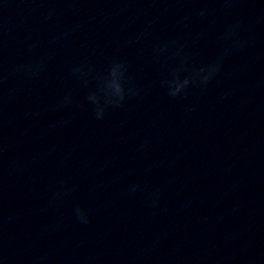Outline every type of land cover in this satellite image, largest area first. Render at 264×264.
Returning <instances> with one entry per match:
<instances>
[{
	"label": "clouds",
	"instance_id": "9594fccd",
	"mask_svg": "<svg viewBox=\"0 0 264 264\" xmlns=\"http://www.w3.org/2000/svg\"><path fill=\"white\" fill-rule=\"evenodd\" d=\"M203 15V12L201 13ZM239 27V25L233 26L228 32L224 34L223 39L225 40H233L235 43L236 41L234 40L235 34H236V29ZM226 54V53H225ZM222 59V58H221ZM220 64L221 60H217L209 65H207L204 68L199 69L198 71L194 72L193 78H185L183 81H181L178 77L175 78L173 81L170 82L171 84V90L169 92V95L171 96H178L181 92L185 91L187 87L189 86L190 83L198 81L199 83L203 85H207L212 79L215 78L216 75L219 74L220 72ZM17 71H20L22 69H16ZM23 70L27 72H32V67L31 66H26ZM108 91L110 94H115L119 96L120 100H123V87L121 83L113 79L108 85H107ZM90 100L98 103V100L95 96L89 97ZM109 103H112L111 100L108 101ZM118 103V102H117ZM98 118H102V111H98L97 113ZM77 213V218L83 223H88V219L83 212L82 209L79 207L76 209Z\"/></svg>",
	"mask_w": 264,
	"mask_h": 264
}]
</instances>
